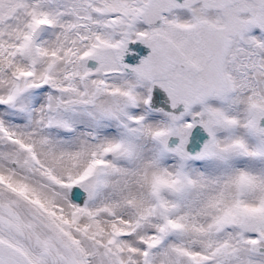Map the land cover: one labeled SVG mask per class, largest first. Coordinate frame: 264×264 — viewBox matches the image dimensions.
I'll return each mask as SVG.
<instances>
[{
    "label": "snow or ice",
    "instance_id": "6c2138e0",
    "mask_svg": "<svg viewBox=\"0 0 264 264\" xmlns=\"http://www.w3.org/2000/svg\"><path fill=\"white\" fill-rule=\"evenodd\" d=\"M0 264H264V0H0Z\"/></svg>",
    "mask_w": 264,
    "mask_h": 264
}]
</instances>
